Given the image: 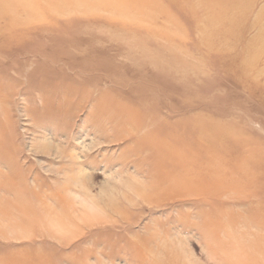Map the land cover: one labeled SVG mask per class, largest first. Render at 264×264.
<instances>
[{"label": "rangeland", "instance_id": "rangeland-1", "mask_svg": "<svg viewBox=\"0 0 264 264\" xmlns=\"http://www.w3.org/2000/svg\"><path fill=\"white\" fill-rule=\"evenodd\" d=\"M0 264H264V0H0Z\"/></svg>", "mask_w": 264, "mask_h": 264}]
</instances>
